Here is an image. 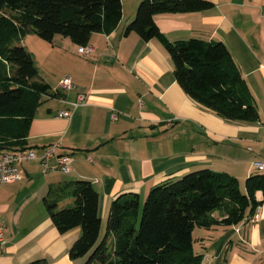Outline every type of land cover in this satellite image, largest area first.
Masks as SVG:
<instances>
[{"label":"crops","instance_id":"1","mask_svg":"<svg viewBox=\"0 0 264 264\" xmlns=\"http://www.w3.org/2000/svg\"><path fill=\"white\" fill-rule=\"evenodd\" d=\"M120 1V22L110 34L90 37L88 58L67 38L51 42L55 51L45 63L54 62L59 73L55 81H43L58 95L42 97L26 143L37 156L58 144L57 154L71 159V172L43 174L39 161L24 162L22 180L0 188V264H80L69 257L80 229L60 234L44 206L46 197L68 205L74 181H88L98 193L103 231L110 205L121 195L137 194L142 205L152 187L187 173L209 169L246 179L258 173L253 162H264V0H206L213 4L207 11L154 17L170 42L195 38L226 46L259 113L256 122L237 123L225 122L183 92L157 39L124 34L139 0ZM64 78L72 89L60 86ZM79 94L83 103L75 108ZM60 112L70 116L60 118ZM238 167L245 168L242 175ZM255 201L261 207L257 222L249 216L237 225L194 228L200 264H264L262 192Z\"/></svg>","mask_w":264,"mask_h":264},{"label":"trees","instance_id":"2","mask_svg":"<svg viewBox=\"0 0 264 264\" xmlns=\"http://www.w3.org/2000/svg\"><path fill=\"white\" fill-rule=\"evenodd\" d=\"M212 7L206 0H139L124 34L134 33L144 42L157 39L173 63L176 83L192 101L227 123L256 122L254 98L222 42H170L154 21L157 15ZM121 16L120 0H0V153L28 150L26 138L42 97L58 95L38 79L22 39L33 33L51 43L60 36L82 47L93 34L114 31ZM258 191L264 196V173L247 177L241 191L238 180L227 173L190 172L152 187L142 205L137 194L116 198L99 244V197L90 182L71 183L68 205L46 197L44 206L60 234L80 229L69 250L72 260L89 254L83 264H200L193 250L194 228L239 224L254 213ZM215 212L221 214L219 220L212 217Z\"/></svg>","mask_w":264,"mask_h":264},{"label":"built area","instance_id":"3","mask_svg":"<svg viewBox=\"0 0 264 264\" xmlns=\"http://www.w3.org/2000/svg\"><path fill=\"white\" fill-rule=\"evenodd\" d=\"M78 53L88 58L92 53L93 49L88 46L79 47ZM60 86L64 89H72L73 85L69 78H64L60 81ZM83 95L79 94L77 98V103L73 106L76 108L79 104L83 103ZM70 116L69 112H60L58 117L68 118ZM172 120H168L167 123H171ZM59 145L54 144L45 149H43L40 155H36L32 150H25L22 152H6L0 153V188L4 185L19 182L22 180V176L19 167L24 162L39 161L42 167V173L46 174L48 172H61L62 174H69L71 172V159L67 156H60L57 154V149ZM252 168L257 172L264 173V162H253ZM261 207L259 204L255 207L254 213L251 216L252 222H257L260 218ZM4 241L3 231L0 228V245Z\"/></svg>","mask_w":264,"mask_h":264},{"label":"rangeland","instance_id":"4","mask_svg":"<svg viewBox=\"0 0 264 264\" xmlns=\"http://www.w3.org/2000/svg\"><path fill=\"white\" fill-rule=\"evenodd\" d=\"M56 38L58 39L61 37L56 36L54 40H57ZM53 43L55 44L54 41ZM53 43H48L46 41H43L33 33L27 34L21 41V45L32 55L35 67L38 72V79H42V80L46 79L47 81L53 80L55 76H57V74L59 73L58 67L57 65H54V62L45 63L47 55L55 51L53 50V45H54ZM251 149H252V146H251ZM238 169H239L238 170L239 175H242V172L245 171V168L242 169V167H238ZM242 177L244 176H241L240 178H236V179L239 182L240 190L244 191L245 178H242ZM105 232H106V220L104 221L103 231L100 232V237L98 239L97 244L101 242V240L103 239L105 235ZM88 256L89 254L82 258H78L76 260H80V264H83L86 261Z\"/></svg>","mask_w":264,"mask_h":264}]
</instances>
